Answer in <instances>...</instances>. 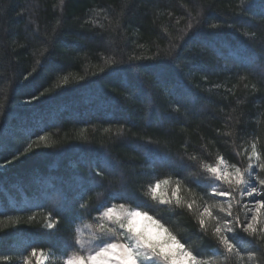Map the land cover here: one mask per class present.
I'll return each mask as SVG.
<instances>
[{
  "label": "trees",
  "instance_id": "trees-1",
  "mask_svg": "<svg viewBox=\"0 0 264 264\" xmlns=\"http://www.w3.org/2000/svg\"><path fill=\"white\" fill-rule=\"evenodd\" d=\"M196 11L199 35L180 39L187 13ZM262 13V0H0V252L12 255L10 264H21L30 244L52 251L62 264L76 228L94 223L97 213L78 220L56 200L78 206L82 195L95 206L104 191L99 199L109 206L124 202L105 191L119 190L120 176L149 204L143 192L157 179L181 180L188 199L187 189L203 195L209 180L199 164H153L145 147L185 159L195 154L204 164L220 155L229 163L241 160L236 154L252 139L264 152V88L253 90L264 75ZM174 43L182 47L166 57ZM136 56L157 58L129 59ZM109 57L122 62L108 67ZM248 61L254 77L240 67ZM97 171L107 173L102 181ZM94 177L102 187H93ZM38 182L48 198L43 205L34 203ZM49 212L59 220L54 231L42 227ZM33 213L35 220L25 223ZM161 214L172 217L173 231L191 247L209 254L190 214ZM17 218L21 223L13 226ZM240 243L251 249L247 237ZM252 264H264V256Z\"/></svg>",
  "mask_w": 264,
  "mask_h": 264
},
{
  "label": "snow or ice",
  "instance_id": "snow-or-ice-1",
  "mask_svg": "<svg viewBox=\"0 0 264 264\" xmlns=\"http://www.w3.org/2000/svg\"><path fill=\"white\" fill-rule=\"evenodd\" d=\"M250 7L249 4L248 8ZM187 15L188 23L180 39H192L199 35L196 26L200 24L198 17L201 12L196 11L195 15L188 12ZM211 27L216 28L218 25L213 24ZM251 36L255 38L256 33H251ZM180 47L182 45L179 43L171 44L165 56L171 57ZM156 58L129 57L130 60ZM121 62L109 57L105 60V65L111 67ZM240 67L247 76H255L252 61L241 63ZM239 78L244 80L246 76L241 75ZM63 83H68L67 77ZM260 88H264V75L253 84L254 91ZM32 99L37 97L33 96ZM174 111L179 113L180 108L176 107ZM104 131L108 132L109 129ZM115 131L119 135L123 128ZM39 140L44 141L45 136H40ZM153 143L157 148L161 147L158 141L148 139L147 144ZM249 144L250 148H246L243 154H236L241 160L229 163L220 155L215 158L214 164H204L195 154L187 155L185 159L184 156L154 153L152 148L145 147L147 158L152 160L153 164L159 163L174 169L200 165L209 183L204 186L203 195H198L196 190L187 189L192 199L182 195L184 189L181 180L172 182L169 179H157L155 183L149 182L143 192L144 196L150 197L152 203L149 204L127 190L128 181L122 176L116 181L119 183V190L105 191L108 199L124 202L111 203L109 206L107 200L99 199L105 195L104 191L97 193L95 206L90 205L91 197L86 200L81 195L78 206L68 204L65 198V205L69 211H74L75 219L85 220L92 212L97 215L92 217L94 223L85 222L83 228H76L74 244L68 246L73 250H65L62 264H231L233 258L236 264H252L259 256H264V152L258 147L257 139L250 140ZM52 146L51 143L45 144V147ZM28 147L31 148V144ZM27 151L28 148L25 149V152ZM153 156L158 159H152ZM106 175L103 171L95 173V177H100L101 181ZM95 177L93 187H102L100 182L95 181ZM112 183L110 180L108 187H111ZM166 185L169 186L167 190L164 188ZM199 187L197 185V188ZM162 211L171 212L172 216L190 214L196 225L197 238L202 245H207L209 254L206 255L202 248L191 247L183 236L175 233L171 227L172 217L162 215ZM35 218L33 213L24 222L31 223ZM44 221L42 227L48 231H54L59 223V220L53 218L52 212L45 215ZM140 221H151L152 230L139 228ZM11 223L15 226L21 223V219L17 218ZM2 224L3 221H0V225ZM84 229L89 231L87 238ZM245 237L251 245L250 250L241 247L240 241ZM52 257V251L30 244L22 251L19 259L21 264H55ZM12 259V255L0 252V262L3 264H10Z\"/></svg>",
  "mask_w": 264,
  "mask_h": 264
},
{
  "label": "rangeland",
  "instance_id": "rangeland-1",
  "mask_svg": "<svg viewBox=\"0 0 264 264\" xmlns=\"http://www.w3.org/2000/svg\"><path fill=\"white\" fill-rule=\"evenodd\" d=\"M27 127H30L31 129L32 128H34V126L33 125H27ZM72 188H74V189H77L78 188V185H75L74 183L72 184V183H70L69 184ZM43 186H44V184L43 183H40L39 184V182H38V184H35V188H38V191H39V197L37 198V200L36 201H34V203H37V205H43L44 204V201L46 200V199H48L47 198V195L45 194L46 192H45V189H43ZM53 190H54V188H53ZM76 196H78V194H75V197ZM60 201H61V203H60ZM67 201H68V204H70L71 202H72V200L71 199H69V198H67ZM28 203H30V201L28 202ZM31 203H33V202H31ZM56 204H63L64 206H62L61 205V207L64 209H66L67 208V206L65 205V197H62V200H60V199H58V200H56V202H55ZM145 224H147V221H140L139 222V224H138V227L139 228H145ZM149 231H151L152 230V227L151 226H149L148 228H147Z\"/></svg>",
  "mask_w": 264,
  "mask_h": 264
},
{
  "label": "clouds",
  "instance_id": "clouds-1",
  "mask_svg": "<svg viewBox=\"0 0 264 264\" xmlns=\"http://www.w3.org/2000/svg\"><path fill=\"white\" fill-rule=\"evenodd\" d=\"M149 226L153 227V224L151 221H147V224H145V229H147ZM142 236V233H141Z\"/></svg>",
  "mask_w": 264,
  "mask_h": 264
}]
</instances>
